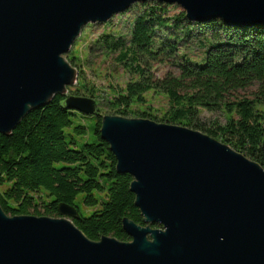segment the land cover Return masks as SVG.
Masks as SVG:
<instances>
[{"label":"water","instance_id":"95a60500","mask_svg":"<svg viewBox=\"0 0 264 264\" xmlns=\"http://www.w3.org/2000/svg\"><path fill=\"white\" fill-rule=\"evenodd\" d=\"M146 1L177 4L192 20L264 24V0H0V133L57 94L67 108L97 115L94 97L69 94L79 71L66 55L86 25ZM100 133L117 171L133 176L144 224L126 216L131 240H94L75 224L73 204L37 216L0 203V264H264L258 161L201 130L145 117L103 114Z\"/></svg>","mask_w":264,"mask_h":264},{"label":"trees","instance_id":"16d2710c","mask_svg":"<svg viewBox=\"0 0 264 264\" xmlns=\"http://www.w3.org/2000/svg\"><path fill=\"white\" fill-rule=\"evenodd\" d=\"M133 8L137 10L129 34L104 31L94 45L116 54L117 63L131 75L124 86L111 85L105 99L110 114L201 130L264 167V24L192 20L177 4L159 1ZM192 43L200 47V57L183 51ZM66 58L79 71L71 93L97 96L76 53ZM155 62H169L179 73L159 77L152 70ZM254 84V97L235 96ZM154 94L168 99L161 117L152 112ZM65 97L55 95L49 104L33 109L11 134L0 133V184L7 185L0 191V203L11 215L37 216H60L61 202L73 204L79 210L75 224L91 239L112 235L129 241L123 218L144 224L130 190L133 176L116 169V156L100 133L101 108L90 131L84 122L88 115L67 108ZM205 110L224 111L225 123L202 121Z\"/></svg>","mask_w":264,"mask_h":264},{"label":"rangeland","instance_id":"374dc122","mask_svg":"<svg viewBox=\"0 0 264 264\" xmlns=\"http://www.w3.org/2000/svg\"><path fill=\"white\" fill-rule=\"evenodd\" d=\"M136 10L137 9L132 6L128 12L115 15L110 20V23L107 24L94 23L86 25L69 52L76 53V56L78 57L76 61L78 65L81 66V70H84L83 75L86 80L89 83L94 84V86L98 89L97 94L100 97L98 95L92 96L89 94L84 96L94 97L98 101V106L101 108L100 113L102 114L113 113L110 106L105 101L107 96L111 94V85H114L117 88L122 87L131 78V75L124 69L123 66L117 63L115 59L116 54L109 55L101 48L98 49V47L94 46L95 41L104 31H113L118 34H129L131 22H133ZM183 51L189 53L193 58L201 56V49L195 43H192L190 47ZM152 70L159 77L164 76L169 71L177 74L179 73V70L169 62H155ZM73 89H75V86ZM256 89L257 85L254 84L245 89H239L235 93V96L252 98L255 96L254 92ZM69 94H71V90H69ZM147 95L150 97L151 93H148ZM151 102L154 111H150L154 112L158 117H161L163 115L162 110L168 106L167 97L162 94H154ZM94 116L96 117V115H93V117L88 115L84 118V122L90 128V131H92V127L95 123ZM200 119L209 125L214 122L223 124L226 121V113L222 110H205L202 112ZM5 188H7L6 184H0V191H3ZM82 196L83 193L79 194L77 200L82 201ZM81 209H83L82 205Z\"/></svg>","mask_w":264,"mask_h":264}]
</instances>
